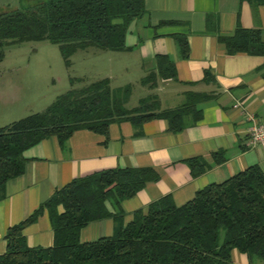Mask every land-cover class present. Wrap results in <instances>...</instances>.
Returning <instances> with one entry per match:
<instances>
[{
	"label": "trees",
	"instance_id": "obj_1",
	"mask_svg": "<svg viewBox=\"0 0 264 264\" xmlns=\"http://www.w3.org/2000/svg\"><path fill=\"white\" fill-rule=\"evenodd\" d=\"M142 12L143 0H41L0 12V59L7 45L24 41L56 44L66 66L76 50L124 49L127 25ZM172 38L178 55L186 57L185 37L173 34ZM218 41L227 54L264 57V31L258 28L236 25ZM174 75L173 62L165 54L155 55L154 67L139 78L151 92L131 107L126 106L131 84L111 87L108 77L91 81L72 77L71 87L55 95L42 110L0 126V198L5 182L23 171L22 152L41 139L55 137L62 143L80 128L105 134L108 123L120 120L138 125L161 118L172 132L194 123L200 116L199 105L212 94L185 91L179 104L161 108L152 89L160 79ZM202 80H211L207 71ZM74 81L82 84L72 87ZM212 158L220 162L222 152L212 153ZM184 162L191 175L207 167L199 157ZM156 177L150 168L111 167L70 179L6 229L0 264H238L231 259L233 249L248 262L253 258L264 261V171L257 165L202 186L177 206L168 195L161 196L144 211H133L123 224L121 201ZM42 212L51 226L52 244L27 246L22 228ZM105 217L113 220L109 236L79 241L82 226Z\"/></svg>",
	"mask_w": 264,
	"mask_h": 264
},
{
	"label": "crops",
	"instance_id": "obj_2",
	"mask_svg": "<svg viewBox=\"0 0 264 264\" xmlns=\"http://www.w3.org/2000/svg\"><path fill=\"white\" fill-rule=\"evenodd\" d=\"M236 25L264 31V3L143 0V12L127 25L125 48L107 50L110 67L117 72L134 71L139 79L154 67L155 55L165 54L173 62L175 75L160 79L152 89L161 108L179 104L185 91L209 92L212 97L199 105L200 116L194 123H186L176 132L169 131L161 118L138 125L120 120L108 123L105 134L80 128L62 143L47 137L26 148L22 173L5 182L0 198V254L9 226L30 214L55 188L95 170L144 167L155 172V180L146 181L133 196L121 201L123 224L133 211H144L161 196L168 195L177 206L202 186L220 182L247 166L255 164L264 171V144H250L247 132L251 125L264 122V57L225 52L218 37L230 35ZM173 34L185 37L186 57L178 55ZM204 71L210 81L202 80ZM1 96H5L4 104L20 98L17 89L11 96ZM216 151L223 156L218 163L212 158ZM191 157L201 158L207 167L191 175L184 162ZM112 230V218L105 217L82 226L78 239L91 241L109 236ZM22 234L27 246H50L47 214L42 212L26 224ZM231 259L254 264L234 249Z\"/></svg>",
	"mask_w": 264,
	"mask_h": 264
},
{
	"label": "rangeland",
	"instance_id": "obj_3",
	"mask_svg": "<svg viewBox=\"0 0 264 264\" xmlns=\"http://www.w3.org/2000/svg\"><path fill=\"white\" fill-rule=\"evenodd\" d=\"M38 1L41 0H0V12L25 8ZM107 52L91 47L76 50L68 57L69 64L66 66L54 43L41 40L7 45L0 59V94L11 96L17 89L20 98L4 104L5 96L0 95V126L42 110L55 95L71 87L69 78L72 77L91 81L110 74L111 87L131 84L126 106L136 105L138 98L151 90L139 83V76L134 71L123 73L117 72L114 66L110 67ZM81 84L74 81L72 87ZM252 261L264 264L258 258Z\"/></svg>",
	"mask_w": 264,
	"mask_h": 264
},
{
	"label": "built area",
	"instance_id": "obj_4",
	"mask_svg": "<svg viewBox=\"0 0 264 264\" xmlns=\"http://www.w3.org/2000/svg\"><path fill=\"white\" fill-rule=\"evenodd\" d=\"M247 132L250 144H264V122L251 125Z\"/></svg>",
	"mask_w": 264,
	"mask_h": 264
}]
</instances>
